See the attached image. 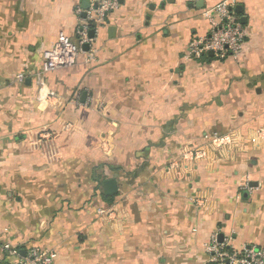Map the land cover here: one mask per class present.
<instances>
[{
    "label": "crops",
    "instance_id": "crops-1",
    "mask_svg": "<svg viewBox=\"0 0 264 264\" xmlns=\"http://www.w3.org/2000/svg\"><path fill=\"white\" fill-rule=\"evenodd\" d=\"M100 1L0 0V232L54 264H213L215 235L264 248V0H229L239 61L187 56L220 0H115L94 61L48 75L60 100L42 103L43 53Z\"/></svg>",
    "mask_w": 264,
    "mask_h": 264
},
{
    "label": "built area",
    "instance_id": "built-area-1",
    "mask_svg": "<svg viewBox=\"0 0 264 264\" xmlns=\"http://www.w3.org/2000/svg\"><path fill=\"white\" fill-rule=\"evenodd\" d=\"M117 9L118 3L115 0H101L95 9L91 8L87 12H84L81 7L77 8L76 15L81 17L84 14L85 18H81L79 22L76 41H73L69 36L61 35L56 44L43 53L42 73L38 76L42 83L39 91V100L42 103L53 105L60 100L59 95L44 83L48 75L75 67L81 56H85L87 63L94 61V51L85 52L83 47L89 46L94 40L90 38V32L94 31L95 35L99 34L107 15ZM204 18L209 23L211 31L207 36L192 40L188 47V58L201 61L213 53L214 58L220 61H239L245 52L248 35L235 13L234 4L229 0H220L214 9L204 13ZM25 79L24 74L15 78L19 83H23ZM259 136L264 137V132H259ZM230 143L231 139L228 135L220 134H214L208 141V144L215 150H222ZM206 158L207 153L201 148L184 156V160L191 162L202 161ZM245 187L248 192L254 191L248 181ZM197 204L199 207L205 206L204 201H198ZM98 213L105 214L102 209H99ZM108 215L109 218L114 216L112 213ZM5 237L0 232V249L4 254L5 264H54L53 255L49 251L32 247L23 256L20 248L6 240ZM232 241L231 236L222 243L218 241L217 235L212 237L206 252L213 264H264V248L246 245L236 250L231 247Z\"/></svg>",
    "mask_w": 264,
    "mask_h": 264
},
{
    "label": "water",
    "instance_id": "water-1",
    "mask_svg": "<svg viewBox=\"0 0 264 264\" xmlns=\"http://www.w3.org/2000/svg\"><path fill=\"white\" fill-rule=\"evenodd\" d=\"M95 7H97V6H95ZM94 36H95L94 31H91V32H90V38L93 39ZM83 49H84L85 51H88L89 46H88V45H85V46L83 47ZM209 56L213 57L214 55H213V53H210ZM104 192H105V194H106L107 196H111V197H112V196H116V195L118 194V192H119V187H118V183H117V181H116L115 179H111V180L106 181V182L104 183ZM220 238H221V239H220V242L222 243V242H223V241H222V236H221ZM24 256H25V255H24Z\"/></svg>",
    "mask_w": 264,
    "mask_h": 264
}]
</instances>
